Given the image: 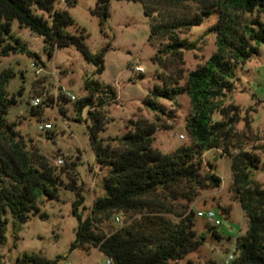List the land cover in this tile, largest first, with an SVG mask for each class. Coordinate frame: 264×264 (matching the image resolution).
I'll list each match as a JSON object with an SVG mask.
<instances>
[{
	"label": "trees",
	"instance_id": "16d2710c",
	"mask_svg": "<svg viewBox=\"0 0 264 264\" xmlns=\"http://www.w3.org/2000/svg\"><path fill=\"white\" fill-rule=\"evenodd\" d=\"M66 1L69 5L77 3ZM111 1L98 0L92 10L100 17L101 25L110 18ZM130 1L142 3L150 19L149 41L158 47L153 60L161 67L168 62L175 67L158 75L161 83L144 99L145 106L158 114L157 121L131 118L128 130L111 140L101 134L109 123L107 107L118 101V90L99 79H86L87 94L75 99V119L82 121L87 110V128L97 163L108 172L103 177L105 193L93 201L86 218L78 212L86 199L78 192L74 203L78 226L71 248L94 246L113 264H172L183 260L203 246L207 236L196 230L194 209L174 203L179 199L193 202L202 190L222 186L223 179L214 164L206 169L201 159L206 151L222 149L231 158L234 191L249 218L247 232L237 237L232 264H264V183L251 176V169L259 167L261 156L244 148L246 139L253 134L250 121L248 130L240 131V107L226 103L228 93L235 89L238 64L258 54L259 45L264 44V0ZM58 2L0 0V56L24 53L35 64L43 61L38 52L13 34V23L17 21L21 28L43 39L49 58L59 48L75 46L96 65V73H103L111 42L102 51L92 53L83 31L67 30L75 21L67 10L57 6ZM214 15L216 21L210 31L215 34L216 50L204 63L187 72L184 51L195 49L197 44L184 34ZM14 76L12 68L0 72V244L7 241L10 218L19 231L31 214L40 213L37 201L41 195L50 200L58 198L59 187L65 185L62 177L67 172L29 144L18 129L19 123L8 120L10 108L23 94V88L18 95L9 92ZM184 93L191 105L186 118L190 143L165 153L155 146L156 133L161 126L172 128L158 122L161 114H171L160 100H175ZM51 100L47 96L37 106L29 103L31 115L42 119V106ZM69 100L72 99L67 94L59 93L58 102ZM60 112L66 114L63 107ZM65 187L78 188L76 178ZM221 212L229 216L231 208L221 207ZM118 214L128 219L118 228H108L107 223ZM40 215L46 217V213ZM207 229L213 236L221 237L214 225ZM15 239H19L18 235ZM0 264H7L1 253ZM14 264H57V260L24 253Z\"/></svg>",
	"mask_w": 264,
	"mask_h": 264
},
{
	"label": "rangeland",
	"instance_id": "374dc122",
	"mask_svg": "<svg viewBox=\"0 0 264 264\" xmlns=\"http://www.w3.org/2000/svg\"><path fill=\"white\" fill-rule=\"evenodd\" d=\"M76 2V5H69L66 0H59L57 6L67 10L75 21L67 30L71 33L83 31L92 53L102 51L111 42L112 48L106 53L103 73H96V65L89 62L75 46L59 48L49 58L44 52L43 39L29 29L21 28L17 21L13 23V34L20 37L31 50L38 52L43 61L35 64V60L24 53L0 56V72L7 68L15 72L8 86L9 92L18 95L23 88L22 96L18 95V103L10 108L8 120L19 123L18 129L30 145L38 147L55 166L67 170L62 177L65 185L59 187L58 198L50 200L41 195L37 201L40 213L31 214L26 222L21 223L19 231L15 230L10 218L7 241L0 244V253L7 264H14L24 253H37L56 259L57 264H108L107 256L94 246L89 249L71 248L78 226L74 210L78 192L86 198L78 210L86 218L93 201L105 193L103 177L108 169L97 163L87 128L90 123V120L86 121L87 110L84 111L83 120L77 121L76 100L58 102V95L62 91L75 95L77 99L85 96L88 77L114 85L118 90V101L107 107L109 123L101 134L106 140H111L128 130L131 118L157 121L158 114L145 106L144 99L156 84L161 83L158 75L175 67L170 62L161 67L153 60L158 47L149 41L150 19L145 15L142 3L112 0L110 18L101 25L100 17L92 14L98 0ZM215 21L214 15L184 34L197 44L195 49L184 51V68L187 72L204 63L216 50L215 34L210 31ZM140 66L144 71H138ZM234 83L235 89L228 93L226 103L240 107V131L248 130L247 122L250 121L253 134L250 133L246 139L244 148L260 154L259 167L251 169V176L255 181L264 183V44L259 45L258 54L238 64ZM47 96L52 100L42 106L43 116L39 120L31 115L29 103L35 97L45 101ZM160 102L172 117L161 114L158 122L169 124L172 128L160 127L155 146L168 153L190 143L186 118L190 115L191 105L186 93L175 100L161 99ZM60 107L65 109L66 114L60 112ZM215 117L219 118L218 115ZM45 123H51L52 128L41 130L40 125ZM59 159H63L62 165H58ZM201 159L206 169L210 168V163L214 164L223 184L219 188L202 190L193 202L179 199L174 203L177 206L190 205L194 209L196 230L206 235L207 239L198 250L172 264H232L229 256L232 254L235 258L237 237L247 232L249 218L234 191L231 158L222 149H213L204 152ZM73 178H76L78 188L65 187ZM221 207L231 208L229 216L221 212ZM210 210L216 213V219L221 220L220 225L208 217ZM199 212L205 215L201 216ZM41 213H46V217H41ZM118 217L119 221L114 217L107 227L118 228L128 219L122 214H118ZM208 225H214L221 237L209 233ZM17 235L18 240L15 239Z\"/></svg>",
	"mask_w": 264,
	"mask_h": 264
},
{
	"label": "built area",
	"instance_id": "2783aa9c",
	"mask_svg": "<svg viewBox=\"0 0 264 264\" xmlns=\"http://www.w3.org/2000/svg\"><path fill=\"white\" fill-rule=\"evenodd\" d=\"M138 71H144V68L140 66V67L138 68ZM67 96H68L69 98H71L72 100H75V99H76V96H75V95L67 94ZM41 103H42V98H41V97H35V98L32 100V102H31V104H32L33 106H37V105H39V104H41ZM48 128H52V124H51V123H45L44 125H40V129H41V130H42V129H48ZM63 163H64L63 159H59V160H58V165H62ZM199 215L204 216L205 213H203V212H199ZM207 215H208V217H209L212 221L215 222L216 225H220V224H221V220L216 219V213H215L213 210H210V211L208 212ZM116 220L119 221V217H117ZM233 259H234V255L231 254V255L229 256V260L232 261ZM107 263H108V264H113V260H112L111 258L107 257ZM65 264H69V263H65Z\"/></svg>",
	"mask_w": 264,
	"mask_h": 264
}]
</instances>
